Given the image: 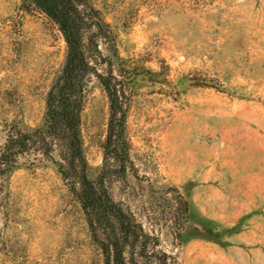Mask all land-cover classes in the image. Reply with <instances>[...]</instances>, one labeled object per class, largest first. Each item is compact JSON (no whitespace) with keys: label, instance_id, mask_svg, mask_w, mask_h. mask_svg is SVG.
Wrapping results in <instances>:
<instances>
[{"label":"rangeland","instance_id":"obj_1","mask_svg":"<svg viewBox=\"0 0 264 264\" xmlns=\"http://www.w3.org/2000/svg\"><path fill=\"white\" fill-rule=\"evenodd\" d=\"M86 1L110 32L94 66L127 85L130 165L110 192L145 235L127 264H264V0ZM66 57L46 15L0 0V156L15 126L41 124ZM109 117L92 76L82 115L92 178ZM19 161L0 178V264H104L57 167Z\"/></svg>","mask_w":264,"mask_h":264},{"label":"trees","instance_id":"obj_2","mask_svg":"<svg viewBox=\"0 0 264 264\" xmlns=\"http://www.w3.org/2000/svg\"><path fill=\"white\" fill-rule=\"evenodd\" d=\"M25 1L59 28L67 57L48 92L41 124L29 130L15 126L9 132L0 156V178L10 177L25 156L55 165L85 215L104 264H127V250L134 251L145 235L133 214L117 203L110 192L113 181L127 174L131 149L127 136L126 82L114 77L111 70L102 74L94 66L102 57L97 40L109 39L110 32L100 13L86 0ZM92 76L99 80L110 102L103 146L105 164L97 178L90 175L82 132V115Z\"/></svg>","mask_w":264,"mask_h":264}]
</instances>
